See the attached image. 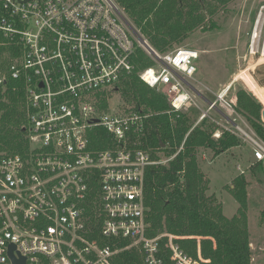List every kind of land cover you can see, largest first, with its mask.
I'll list each match as a JSON object with an SVG mask.
<instances>
[{"label": "built area", "instance_id": "1", "mask_svg": "<svg viewBox=\"0 0 264 264\" xmlns=\"http://www.w3.org/2000/svg\"><path fill=\"white\" fill-rule=\"evenodd\" d=\"M261 15L252 53L261 40L264 50ZM128 20L116 0H0V87L22 84L28 138L23 153L0 152V264H12L11 245L25 264H115L131 248L144 264H165L163 249L174 264L207 261L200 247L196 257L186 253L177 235H147L146 169L170 158L153 159L141 147L149 114L101 109L99 97L136 71L140 48L151 64L137 70L139 78L172 110H186L196 104L191 80L199 54L186 47L161 53ZM221 92L208 109L225 112L231 128L224 129L250 145L264 170V138L236 123L238 113ZM99 129L107 136L103 148L94 142Z\"/></svg>", "mask_w": 264, "mask_h": 264}, {"label": "trees", "instance_id": "2", "mask_svg": "<svg viewBox=\"0 0 264 264\" xmlns=\"http://www.w3.org/2000/svg\"><path fill=\"white\" fill-rule=\"evenodd\" d=\"M128 19L147 35L153 45L164 52L168 45L182 42L201 22L200 8L205 0H116ZM224 2L226 0H217ZM214 23L204 29L214 28ZM135 62L138 67L117 87L122 85L126 96L135 103L133 111L149 116L145 130L138 137L141 147L147 149L153 159H159V152L165 163L149 165L145 173V204L148 222L147 235L154 237L161 233L179 236L175 241L193 257L197 256V240L205 262L200 264H251L249 229L246 217L247 181L236 176L229 192L238 202V211L232 217L223 214L215 196L208 195V178L197 160V151L209 149L215 155L241 143L240 138L229 130L221 129L218 137L214 131L218 125L202 119L195 124L194 109L187 112L174 111L166 96L143 82L139 68L151 64V60L138 48ZM6 66L0 47V69ZM107 93L100 94L101 109L107 107ZM237 108L254 130L264 138V122L261 119V103L255 100L243 87L234 92ZM143 106V107H142ZM26 100L24 89L18 80H9L6 87H0V152L23 153L28 148ZM127 110V109H126ZM104 130L94 134V142L103 148L106 142ZM263 167L254 163L250 173L260 179ZM167 241L161 238V243ZM121 241L119 245H124ZM165 264H174L167 249L161 252ZM115 264H144L141 254L135 249L122 250Z\"/></svg>", "mask_w": 264, "mask_h": 264}, {"label": "rangeland", "instance_id": "3", "mask_svg": "<svg viewBox=\"0 0 264 264\" xmlns=\"http://www.w3.org/2000/svg\"><path fill=\"white\" fill-rule=\"evenodd\" d=\"M182 2L187 5V1L183 0ZM199 11L204 17L201 24L197 25L182 42H174L168 45L164 52L159 51L151 43L149 37L142 34L130 20L128 22L141 37H144L161 53L171 51L177 47H186L198 51L199 56L195 59L197 71L191 80V89L196 104L183 110V112L194 109L192 117L195 119V124L201 121H198L201 113L206 112L205 118L220 123L213 121L219 127L215 129L214 133L220 134L221 129L231 128V125L224 117L225 112L218 105L217 109L221 111L223 116L219 115L215 108L208 109L206 99L209 102L213 101L218 93L225 91V99L235 105L234 92L238 87H241L240 80L236 81L235 79L238 75L250 74L249 71L261 85L256 86V89L252 84L250 87L256 95L261 97L259 90H263L264 87L262 40L255 55L250 58L248 52H250V35L254 21L259 12L262 13L261 21L264 17V0H226L224 2L205 0V4ZM213 23L214 28L204 29ZM243 68H248V70L245 71ZM245 81L249 83L248 79ZM124 90L121 85L120 88L113 89L105 95L107 107L110 110L123 111L127 109V111H132L135 103L129 96H126ZM235 110L238 113L236 123L244 128H246L244 125L246 124L252 129L245 115L237 108ZM213 136L218 137L214 134ZM237 136L241 141L239 145L215 156L211 150L201 148L197 151V160L209 181L206 193L215 196V199L221 205L223 214L227 217L235 215L239 207L237 200L229 192L228 187L232 186L233 179L236 176L245 177L247 181L245 213L249 229V244H251L249 245L251 249L250 263L264 264V172L260 173V179L250 173L251 163L248 155L250 145L241 136ZM158 155L160 156L159 159H166L162 152H159ZM197 238L198 248L200 247V238Z\"/></svg>", "mask_w": 264, "mask_h": 264}, {"label": "crops", "instance_id": "4", "mask_svg": "<svg viewBox=\"0 0 264 264\" xmlns=\"http://www.w3.org/2000/svg\"><path fill=\"white\" fill-rule=\"evenodd\" d=\"M248 55L251 58V56L255 55V53L248 52ZM243 69H245V71L248 70V68H243ZM249 73L251 74V71H249ZM250 74H248V75H238L235 80L236 81L240 80L241 87H243L255 100L259 101L261 103V106H262V109H263L264 108V100L261 97H259L258 95H256V93L250 87L251 84H252L254 86V88L256 89V86H258L260 84H259L258 80L255 78V76H253V74H251V75ZM247 77H249V78H247ZM247 79H248L249 83L245 81ZM263 90H264V87H263ZM206 102L209 103V100L206 99ZM216 111L219 113V115L223 116L219 109L216 108Z\"/></svg>", "mask_w": 264, "mask_h": 264}, {"label": "water", "instance_id": "5", "mask_svg": "<svg viewBox=\"0 0 264 264\" xmlns=\"http://www.w3.org/2000/svg\"><path fill=\"white\" fill-rule=\"evenodd\" d=\"M128 26L133 29V31L135 32L134 28L132 27V25L127 22ZM136 33V32H135ZM138 35V34H137ZM138 37L140 38V36L138 35ZM141 39V38H140ZM261 119L262 121H264V108L261 109ZM248 155L250 157V163L251 164H254L255 163V158L253 157V153H252V150L250 149L248 151ZM12 249H13V245L10 246V249H9V254L11 256V259H12V264H25V258L24 257H20V258H15L13 257V254H12Z\"/></svg>", "mask_w": 264, "mask_h": 264}, {"label": "bare ground", "instance_id": "6", "mask_svg": "<svg viewBox=\"0 0 264 264\" xmlns=\"http://www.w3.org/2000/svg\"><path fill=\"white\" fill-rule=\"evenodd\" d=\"M260 94H261V97H262V99L264 100V92H263V90L262 89H260ZM222 94H224L225 93V91H222L221 92Z\"/></svg>", "mask_w": 264, "mask_h": 264}]
</instances>
